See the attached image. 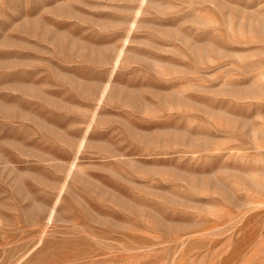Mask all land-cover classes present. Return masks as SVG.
Wrapping results in <instances>:
<instances>
[{"label":"rangeland","instance_id":"374dc122","mask_svg":"<svg viewBox=\"0 0 264 264\" xmlns=\"http://www.w3.org/2000/svg\"><path fill=\"white\" fill-rule=\"evenodd\" d=\"M0 264H264V0H0Z\"/></svg>","mask_w":264,"mask_h":264}]
</instances>
